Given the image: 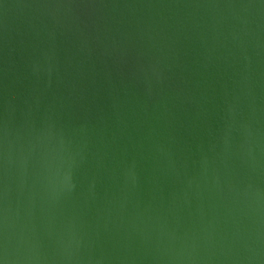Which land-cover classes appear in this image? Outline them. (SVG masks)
I'll list each match as a JSON object with an SVG mask.
<instances>
[{
  "label": "water",
  "instance_id": "obj_1",
  "mask_svg": "<svg viewBox=\"0 0 264 264\" xmlns=\"http://www.w3.org/2000/svg\"><path fill=\"white\" fill-rule=\"evenodd\" d=\"M5 264H264V0H0Z\"/></svg>",
  "mask_w": 264,
  "mask_h": 264
},
{
  "label": "snow or ice",
  "instance_id": "obj_2",
  "mask_svg": "<svg viewBox=\"0 0 264 264\" xmlns=\"http://www.w3.org/2000/svg\"><path fill=\"white\" fill-rule=\"evenodd\" d=\"M0 264H5V260L3 258H0Z\"/></svg>",
  "mask_w": 264,
  "mask_h": 264
}]
</instances>
